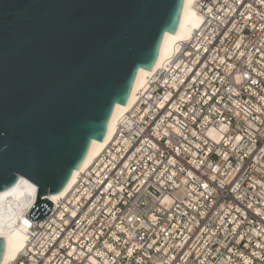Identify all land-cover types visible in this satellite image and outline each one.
Masks as SVG:
<instances>
[{"label":"built area","instance_id":"obj_1","mask_svg":"<svg viewBox=\"0 0 264 264\" xmlns=\"http://www.w3.org/2000/svg\"><path fill=\"white\" fill-rule=\"evenodd\" d=\"M196 9L70 191L24 214L9 264H264V0Z\"/></svg>","mask_w":264,"mask_h":264},{"label":"water","instance_id":"obj_2","mask_svg":"<svg viewBox=\"0 0 264 264\" xmlns=\"http://www.w3.org/2000/svg\"><path fill=\"white\" fill-rule=\"evenodd\" d=\"M185 0H0V192L37 185L44 218L141 68L152 70ZM6 239L0 236V264Z\"/></svg>","mask_w":264,"mask_h":264},{"label":"bare ground","instance_id":"obj_3","mask_svg":"<svg viewBox=\"0 0 264 264\" xmlns=\"http://www.w3.org/2000/svg\"><path fill=\"white\" fill-rule=\"evenodd\" d=\"M196 1L185 0L179 28L176 33L167 32L165 34L156 65L152 70L144 68L139 70L128 103H118L115 106L105 139L93 140L87 157L80 169L74 171L67 186L60 193L49 195L52 202L70 191L76 183L79 173L86 169L108 145L116 132L119 120L131 109L137 98V93L146 85L148 77L157 68L165 65L178 50L180 44L187 41L194 30L200 26L201 16L196 9ZM36 195L37 185L23 176H20L14 187L0 192V236L6 239V250L2 264H9L16 260L19 253L24 249L28 238L25 227L28 222L24 214L34 205Z\"/></svg>","mask_w":264,"mask_h":264}]
</instances>
